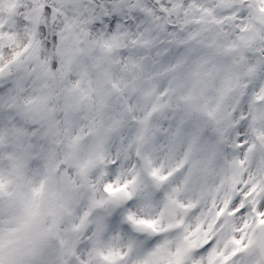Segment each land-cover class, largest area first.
Instances as JSON below:
<instances>
[{
  "label": "snow or ice",
  "instance_id": "snow-or-ice-1",
  "mask_svg": "<svg viewBox=\"0 0 264 264\" xmlns=\"http://www.w3.org/2000/svg\"><path fill=\"white\" fill-rule=\"evenodd\" d=\"M0 264H264V0H0Z\"/></svg>",
  "mask_w": 264,
  "mask_h": 264
}]
</instances>
